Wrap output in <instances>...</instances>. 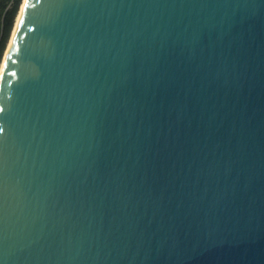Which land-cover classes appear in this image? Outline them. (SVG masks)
Returning <instances> with one entry per match:
<instances>
[{"label": "water", "instance_id": "obj_1", "mask_svg": "<svg viewBox=\"0 0 264 264\" xmlns=\"http://www.w3.org/2000/svg\"><path fill=\"white\" fill-rule=\"evenodd\" d=\"M18 14L0 264H264V0Z\"/></svg>", "mask_w": 264, "mask_h": 264}, {"label": "trees", "instance_id": "obj_2", "mask_svg": "<svg viewBox=\"0 0 264 264\" xmlns=\"http://www.w3.org/2000/svg\"><path fill=\"white\" fill-rule=\"evenodd\" d=\"M22 0H0V64Z\"/></svg>", "mask_w": 264, "mask_h": 264}, {"label": "bare ground", "instance_id": "obj_3", "mask_svg": "<svg viewBox=\"0 0 264 264\" xmlns=\"http://www.w3.org/2000/svg\"><path fill=\"white\" fill-rule=\"evenodd\" d=\"M25 1H26V0H23V1H22L21 10H20V12H19V14H18V17H17V21H16V24H15V28H14L13 35H14V33H15V30H16V27H17V24H18V21H19V17H20V14H21L22 8L24 7ZM12 39H13V36H12ZM7 51H8V49H7L6 52H5V55H4V58H3L2 62L5 60V57H6V55H7Z\"/></svg>", "mask_w": 264, "mask_h": 264}]
</instances>
